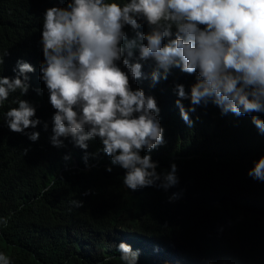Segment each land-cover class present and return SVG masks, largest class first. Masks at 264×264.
Here are the masks:
<instances>
[{
    "label": "trees",
    "instance_id": "obj_1",
    "mask_svg": "<svg viewBox=\"0 0 264 264\" xmlns=\"http://www.w3.org/2000/svg\"><path fill=\"white\" fill-rule=\"evenodd\" d=\"M67 2L0 0V76L15 78L19 60L35 68L29 91L17 90L0 106V252L12 264H122L117 246L124 242L139 251L138 264H264V182L248 175L264 156V134L251 116L222 114L211 103L190 112V128L175 85L190 95L196 74L173 68L153 87L157 68L149 59L139 61L147 78L132 81L161 110L165 143L141 155H151L161 173L177 165L179 183L168 190L128 189L125 170L111 164L99 138L86 151L70 137L63 147L52 145L55 109L40 79L42 21L48 8ZM124 30L135 38L130 26ZM148 30L146 23L139 29ZM133 52L136 62L139 49ZM18 99L36 108L33 119L41 124L25 133L40 132L38 141L12 132L4 120ZM182 103L192 107L190 99Z\"/></svg>",
    "mask_w": 264,
    "mask_h": 264
},
{
    "label": "clouds",
    "instance_id": "obj_2",
    "mask_svg": "<svg viewBox=\"0 0 264 264\" xmlns=\"http://www.w3.org/2000/svg\"><path fill=\"white\" fill-rule=\"evenodd\" d=\"M144 23L147 32L139 31ZM126 26L135 38L128 39ZM41 43L40 79L55 109L52 145L63 147L62 138L70 137L86 151L88 142L99 138L111 164L125 170L123 183L130 190H168L179 183L175 163L161 173L151 155H141L165 143V130L155 97L132 87V81L147 78L139 61H155L153 87L161 78L167 80L173 68L196 74L190 95L183 84L175 85V103L190 128V112L211 103L222 114L251 116L264 134V119L259 118L264 113V0H68L66 7L46 10ZM136 48L139 60L133 62ZM14 71L15 78L0 76V106L17 90L21 95L29 91L33 65L19 60ZM184 99L192 107L186 109ZM15 103L18 107L4 117L8 128L38 141L40 132L25 133L41 124L33 119L36 108L23 99ZM84 160L87 164V155ZM248 175L264 182V156ZM73 204L83 206L81 201ZM117 250L122 264H138L140 253L131 245L121 242ZM0 264L12 260L0 252Z\"/></svg>",
    "mask_w": 264,
    "mask_h": 264
}]
</instances>
